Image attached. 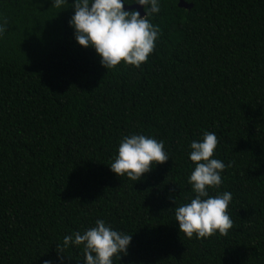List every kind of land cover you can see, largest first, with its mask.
<instances>
[{"label":"trees","instance_id":"16d2710c","mask_svg":"<svg viewBox=\"0 0 264 264\" xmlns=\"http://www.w3.org/2000/svg\"><path fill=\"white\" fill-rule=\"evenodd\" d=\"M183 1L159 0L147 63L110 70L76 44L74 0L0 1V264H61L56 246L97 219L132 234L113 264H264V0ZM205 131L226 165L208 192L232 194L234 226L187 239L174 210L195 197L190 144ZM131 135L170 158L137 182L109 169ZM82 249L63 264H84Z\"/></svg>","mask_w":264,"mask_h":264},{"label":"clouds","instance_id":"9594fccd","mask_svg":"<svg viewBox=\"0 0 264 264\" xmlns=\"http://www.w3.org/2000/svg\"><path fill=\"white\" fill-rule=\"evenodd\" d=\"M126 4L125 0H74L70 6L74 15L69 26L74 30L76 44L84 49H94L106 70L115 69L122 63L140 68L148 62L161 34L160 28L150 19L160 12L159 0H135L133 4L144 9L143 16L135 9L125 10ZM52 7L67 10L69 5L67 0H53ZM7 26V19L0 22V37L6 33ZM218 143L216 133L205 131L202 141L190 144L189 159L194 170L188 183L195 197L174 210L179 233L187 239L193 236L207 239L217 233L227 236L234 226L228 213L232 194L224 192L210 196L208 192V189L219 188L223 183L221 173L226 165L213 158ZM169 160L163 141L145 135H131L122 138L118 154L109 169L117 177L126 175L129 180L137 182L154 166ZM232 163L227 167H231ZM131 239L132 234L116 231L104 220L97 219L95 226L83 233L77 231L66 235L63 244L56 246L57 258L63 264V253L69 245L83 246L84 264H113V257L120 260L127 255ZM44 264L52 262L45 260Z\"/></svg>","mask_w":264,"mask_h":264},{"label":"water","instance_id":"95a60500","mask_svg":"<svg viewBox=\"0 0 264 264\" xmlns=\"http://www.w3.org/2000/svg\"><path fill=\"white\" fill-rule=\"evenodd\" d=\"M0 1H3V0H0ZM176 6L178 8H181V9H189L191 7V4H188V3L184 2L183 0H177V5ZM132 9H135V10L139 11L140 14L142 15V13H141L142 7L140 5L132 4V5H129V6H125V10H132Z\"/></svg>","mask_w":264,"mask_h":264}]
</instances>
